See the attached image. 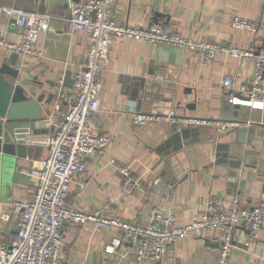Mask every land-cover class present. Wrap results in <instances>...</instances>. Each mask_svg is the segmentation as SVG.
<instances>
[{
	"label": "crops",
	"instance_id": "crops-1",
	"mask_svg": "<svg viewBox=\"0 0 264 264\" xmlns=\"http://www.w3.org/2000/svg\"><path fill=\"white\" fill-rule=\"evenodd\" d=\"M81 1L0 0V4L32 10L22 12L48 16V30L39 32L34 42L41 56H18L17 61L20 79L40 82L41 92L54 91L67 70L72 78L86 56L88 35L72 30L68 21L71 4ZM232 15L255 21L257 32L232 28ZM112 16L129 25H159L194 41L264 49V0H116ZM0 37L18 42L20 33L14 24L0 19ZM178 49L146 40L112 44L100 76V109L88 123L92 132L109 136L111 141L106 148L93 150L86 158L85 172L73 176L66 199L70 206L136 224L148 222L152 212L159 209L174 214L177 224H185L209 199L236 194L251 207L264 195V102L251 108L230 104L227 111L228 100L222 90L224 74L233 76L235 89L246 88L254 62L224 55L203 62ZM9 54L0 50V63ZM140 79L148 84L146 92L138 87ZM138 98L142 103L134 100ZM56 103L54 96L47 107L50 115L46 127L58 122ZM168 108L178 117L191 115L222 122L234 123L238 115L240 124L221 133L211 126L182 127L188 131L180 140L184 147L174 151L170 132L173 123L139 126L132 122V113L138 110L163 115ZM240 126L248 131L242 143L236 140ZM47 135L36 140H44ZM48 151L44 145L28 146L25 157L0 163V210L8 217L7 221L0 219V236L6 241L16 233L7 204L32 198L33 186L26 172ZM241 158L240 169L232 168L231 163ZM116 163L130 166L141 177V188L122 193ZM167 170L170 174L164 172ZM235 170L240 172L239 179L228 176ZM80 183L85 187L81 189ZM117 235L115 230L99 229L92 223L64 226L61 252L75 264H136L125 243L118 254L104 252L105 244ZM206 237L175 241L169 245L166 258L155 264H215L219 248L214 241L215 230L208 231ZM234 244L227 264H264V232L252 235L239 226L234 230Z\"/></svg>",
	"mask_w": 264,
	"mask_h": 264
},
{
	"label": "built area",
	"instance_id": "built-area-1",
	"mask_svg": "<svg viewBox=\"0 0 264 264\" xmlns=\"http://www.w3.org/2000/svg\"><path fill=\"white\" fill-rule=\"evenodd\" d=\"M116 0H83L71 4L69 25L72 30L84 31L88 45L84 60L72 75L69 87L58 80L55 86L59 113L53 132L44 140L49 151L36 165L26 172L33 186V196L27 201L7 204L14 218L16 233L10 241L0 236V264H75L67 261L61 252V229L92 223L99 229L118 232L104 246L106 254H118L125 243L136 264L161 263L170 244L189 236L206 239L207 232L215 230L218 242L215 264H227L234 248V230L243 226L252 235L264 232V195L248 207L238 195L209 199L203 209L185 224H177L174 214L156 209L150 220L142 224L125 221L118 216H104L99 212L84 213L67 203V194L73 176L84 173L86 158L97 149L106 148L111 138L100 136L88 126L91 116L100 109V76L107 54L115 41L146 40L159 46L176 47L188 51L203 62H210L216 55L251 59L254 72L248 86L234 88V78L224 74L222 90L231 105L253 107L264 102V49H242L225 44L194 41L167 28L152 25L141 27L116 21L112 10ZM0 19H5L20 33L18 42H8L0 37V50L16 53L21 57L39 58L34 48L39 32L48 30V16L25 13L11 6L0 4ZM234 29L256 33L258 24L250 19L232 15L229 22ZM168 121L182 127L211 126L216 132L235 128L236 123L222 122L197 116H176L174 109L165 115H152L140 111L132 113L136 125ZM121 175V192L131 193L141 188L142 180L130 166L114 164ZM82 189L85 184L80 183ZM169 196V194H168ZM0 210V219L7 221Z\"/></svg>",
	"mask_w": 264,
	"mask_h": 264
},
{
	"label": "water",
	"instance_id": "water-1",
	"mask_svg": "<svg viewBox=\"0 0 264 264\" xmlns=\"http://www.w3.org/2000/svg\"><path fill=\"white\" fill-rule=\"evenodd\" d=\"M13 8L25 12L32 11L31 8L26 10V8H21L20 5H15ZM17 61L18 55L10 53L0 63V163L8 162L16 156L25 157L28 146L44 145L42 140L36 139L53 132L55 127L53 124L48 127L45 126L47 117L50 115V110L47 107L53 101L55 91L46 94L41 92L40 82L21 80L20 63ZM72 82L71 71L67 70L64 73L63 86L69 87ZM138 87L146 92L148 84L140 79ZM134 100L138 104L142 103V98ZM226 105L227 107L224 110H230L231 106L228 101ZM169 110L170 108L167 109V111ZM233 119L234 123L240 124L238 115H235ZM170 132L173 138L174 136L177 137V140L171 139L174 151L184 147V143H181L180 140L184 138L188 131L173 123ZM247 132V129L242 126L238 128L236 134L238 143H242V136ZM241 163L242 158L235 163H231L232 168L240 169ZM171 168L173 170V167ZM164 172L170 174L168 170ZM239 174L240 172L237 174L235 170L228 176L239 179ZM169 185H172V182H168Z\"/></svg>",
	"mask_w": 264,
	"mask_h": 264
}]
</instances>
